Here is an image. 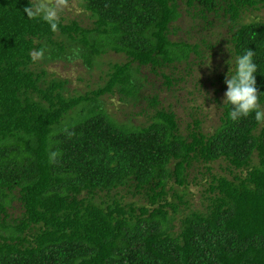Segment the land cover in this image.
Masks as SVG:
<instances>
[{"label": "trees", "instance_id": "1", "mask_svg": "<svg viewBox=\"0 0 264 264\" xmlns=\"http://www.w3.org/2000/svg\"><path fill=\"white\" fill-rule=\"evenodd\" d=\"M79 1L91 25L58 18L52 31L25 12L33 0H0V264H264V122L222 105L213 131L194 114L185 131L146 93L150 74L176 89L181 65L218 45L226 73L252 49L264 110V19L245 20L264 0ZM185 14L201 34L174 39ZM110 52L127 60L84 93L34 68L40 54L102 69ZM117 93L148 103L146 124L108 110Z\"/></svg>", "mask_w": 264, "mask_h": 264}, {"label": "rangeland", "instance_id": "2", "mask_svg": "<svg viewBox=\"0 0 264 264\" xmlns=\"http://www.w3.org/2000/svg\"><path fill=\"white\" fill-rule=\"evenodd\" d=\"M35 4L46 2L50 5L57 6L58 18L70 22L72 20H78L84 26H90L92 23L91 12L84 8L83 4L79 0H33ZM264 19V10L260 12L249 13L245 20L251 21L252 19ZM194 22L189 15L181 19L179 26L182 29L173 36L174 39H187L188 37L196 38L200 35L201 29L197 27L196 30L192 28ZM197 25V24H196ZM222 30L215 28V31ZM225 30H223L224 32ZM188 32L192 35L188 36ZM195 41V40H193ZM220 51V52H217ZM226 48L223 45L216 46L215 50L208 52V59L205 60V64L202 66V62L193 65L189 68L186 64L181 65V70L188 68V72L184 73L186 81L181 83L175 89H168L163 85V78L157 77L154 74H150L149 88L146 93L148 95L153 92L160 94V98L163 101L165 107L173 105L174 110L177 112L180 123L183 130L186 131L188 122L191 121L192 115H197L203 119V126L205 132L213 131L214 128L220 123V117L222 115V104L224 92L226 87L219 81L213 83V77L226 74L224 66L226 54L224 53ZM37 64L34 68L41 70L46 69L49 73L50 79H66L69 81L67 94L84 93L90 88H96L98 84H102L104 78H106L105 71L108 68V63L125 62L127 57L123 54L110 52L105 55L101 60H104L105 65L102 69L97 68L90 70L84 65L80 59H72L67 61H45L40 54L35 55ZM152 83V84H151ZM156 85V86H155ZM90 86V87H89ZM105 104L108 110L119 120L125 121L128 117L132 116L134 123L146 124L148 116L144 114V108L147 106V102L141 105H132L129 101H124L120 94L114 96H105ZM215 166L217 171H220L221 164L218 163ZM195 194V200L199 201L201 196L196 188H193ZM138 199L137 198H131ZM18 210V209H17Z\"/></svg>", "mask_w": 264, "mask_h": 264}, {"label": "clouds", "instance_id": "3", "mask_svg": "<svg viewBox=\"0 0 264 264\" xmlns=\"http://www.w3.org/2000/svg\"><path fill=\"white\" fill-rule=\"evenodd\" d=\"M32 8H25L29 17L42 19L52 31L58 28L57 6L41 2ZM255 52L252 49L241 51L227 62L229 68L225 74L223 104L230 108V119L233 121L248 117L253 112L258 122H264V110L260 107V98L256 83L258 65L254 61ZM55 155V154H53Z\"/></svg>", "mask_w": 264, "mask_h": 264}]
</instances>
